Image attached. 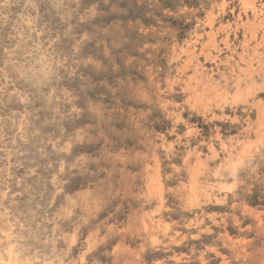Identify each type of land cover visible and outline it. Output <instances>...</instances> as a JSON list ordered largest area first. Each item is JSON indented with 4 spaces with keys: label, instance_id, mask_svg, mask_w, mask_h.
Returning <instances> with one entry per match:
<instances>
[{
    "label": "rangeland",
    "instance_id": "1",
    "mask_svg": "<svg viewBox=\"0 0 264 264\" xmlns=\"http://www.w3.org/2000/svg\"><path fill=\"white\" fill-rule=\"evenodd\" d=\"M255 195L264 0H0V264H264Z\"/></svg>",
    "mask_w": 264,
    "mask_h": 264
},
{
    "label": "trees",
    "instance_id": "2",
    "mask_svg": "<svg viewBox=\"0 0 264 264\" xmlns=\"http://www.w3.org/2000/svg\"><path fill=\"white\" fill-rule=\"evenodd\" d=\"M262 199H264V198H262L261 196H258V195H255L253 198H252V202H251V205L252 206H259V205H264V201L263 202H261V200Z\"/></svg>",
    "mask_w": 264,
    "mask_h": 264
}]
</instances>
